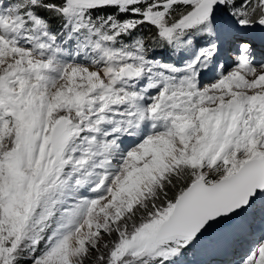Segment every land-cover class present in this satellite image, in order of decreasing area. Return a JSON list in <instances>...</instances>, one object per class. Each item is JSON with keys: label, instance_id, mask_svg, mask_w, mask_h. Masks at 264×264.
Wrapping results in <instances>:
<instances>
[{"label": "snow or ice", "instance_id": "snow-or-ice-1", "mask_svg": "<svg viewBox=\"0 0 264 264\" xmlns=\"http://www.w3.org/2000/svg\"><path fill=\"white\" fill-rule=\"evenodd\" d=\"M0 264H264V0H0Z\"/></svg>", "mask_w": 264, "mask_h": 264}]
</instances>
